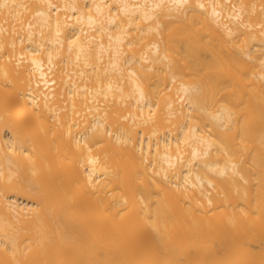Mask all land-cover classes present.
Masks as SVG:
<instances>
[{"label": "bare ground", "instance_id": "obj_1", "mask_svg": "<svg viewBox=\"0 0 264 264\" xmlns=\"http://www.w3.org/2000/svg\"><path fill=\"white\" fill-rule=\"evenodd\" d=\"M0 264H264V0H0Z\"/></svg>", "mask_w": 264, "mask_h": 264}]
</instances>
